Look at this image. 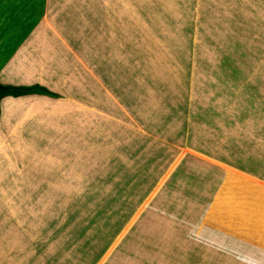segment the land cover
Wrapping results in <instances>:
<instances>
[{"label": "rangeland", "instance_id": "obj_1", "mask_svg": "<svg viewBox=\"0 0 264 264\" xmlns=\"http://www.w3.org/2000/svg\"><path fill=\"white\" fill-rule=\"evenodd\" d=\"M50 7L60 101L0 112V264H264V0Z\"/></svg>", "mask_w": 264, "mask_h": 264}, {"label": "crops", "instance_id": "obj_2", "mask_svg": "<svg viewBox=\"0 0 264 264\" xmlns=\"http://www.w3.org/2000/svg\"><path fill=\"white\" fill-rule=\"evenodd\" d=\"M21 1V0H17ZM31 3H35L36 7L32 10L33 13V26L28 30L23 39L14 47L9 56L2 61L0 60V83L11 85H32L40 84L45 86L49 90L56 92L59 97V93L54 84V73L50 72V67L42 63V53H37L36 47H45L43 45V39L40 38L42 29H45L51 20L52 6L55 2L60 0H28ZM2 3V0H0ZM22 3V2H20ZM57 5L60 3H56ZM29 12V10H26ZM27 20V19H26ZM31 47V48H30ZM37 48V49H38ZM55 98L42 94H25L20 96H4L0 99V110L4 112L11 109V112L16 109V104L26 101V107L23 108V112L29 111L32 108H38L45 110V104L52 102ZM54 102L57 103L59 98ZM4 103H6L4 105ZM45 103V104H44ZM7 106V111L6 110ZM21 109V108H20ZM15 111V110H14ZM36 112V111H34ZM29 115H26L29 117ZM1 116V115H0ZM45 116V114L43 115Z\"/></svg>", "mask_w": 264, "mask_h": 264}, {"label": "trees", "instance_id": "obj_3", "mask_svg": "<svg viewBox=\"0 0 264 264\" xmlns=\"http://www.w3.org/2000/svg\"><path fill=\"white\" fill-rule=\"evenodd\" d=\"M25 94H42L53 98L58 97L56 92H53L40 84L11 85L0 83V99L4 96H20Z\"/></svg>", "mask_w": 264, "mask_h": 264}, {"label": "bare ground", "instance_id": "obj_4", "mask_svg": "<svg viewBox=\"0 0 264 264\" xmlns=\"http://www.w3.org/2000/svg\"><path fill=\"white\" fill-rule=\"evenodd\" d=\"M77 117H78V116H77ZM181 180H182V179H181ZM192 181H193V180H192ZM150 208H151V207H150ZM145 210H146V209H145ZM146 211H147V210H146ZM168 212H169V211H167V213H168ZM174 216H175V215H174ZM135 217H136V216H135ZM167 217H168V216H167ZM167 217H166V218H167ZM172 217H173V216H172ZM169 218H170V217H169ZM173 218H174V217H173ZM174 220H175V219H174ZM164 221H166V220H164ZM177 222H178V221H177ZM134 223H135V222H134ZM178 224H179V223H178ZM178 224H177V228H178ZM132 225H133V224H132ZM132 225H131V226H132ZM131 226H130V227H131ZM134 226H135V224H134ZM141 226H142V224H141V222H140V226H139V227L141 228ZM130 227H129V229H130ZM142 227H144V226H142ZM133 228H134V227H133ZM140 228H139V230H140ZM125 231H126V230H125ZM140 232H141V231H140ZM162 232H163V231H162ZM163 233H164V232H163ZM140 236H141V234H140ZM169 237H170V236H169ZM151 238H153V237H151ZM137 241H138V240H137Z\"/></svg>", "mask_w": 264, "mask_h": 264}]
</instances>
